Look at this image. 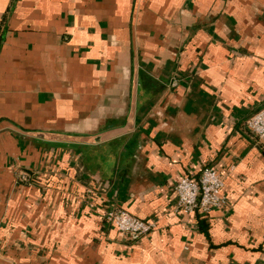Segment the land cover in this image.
I'll return each instance as SVG.
<instances>
[{
    "label": "crops",
    "instance_id": "obj_1",
    "mask_svg": "<svg viewBox=\"0 0 264 264\" xmlns=\"http://www.w3.org/2000/svg\"><path fill=\"white\" fill-rule=\"evenodd\" d=\"M263 108L264 0H0V264H264Z\"/></svg>",
    "mask_w": 264,
    "mask_h": 264
},
{
    "label": "built area",
    "instance_id": "obj_2",
    "mask_svg": "<svg viewBox=\"0 0 264 264\" xmlns=\"http://www.w3.org/2000/svg\"><path fill=\"white\" fill-rule=\"evenodd\" d=\"M175 85L177 83L172 82L170 86ZM246 126L264 151V108L250 117ZM16 177L18 182L25 185L30 186L35 182V177L27 173L18 172ZM223 187V177L211 167H205L197 179L183 177L174 189L177 196L175 211L193 215L196 211L206 214L213 209L222 208L225 205ZM104 219L117 229L119 235L133 241L148 235L157 225L154 220L139 219L121 208L105 210Z\"/></svg>",
    "mask_w": 264,
    "mask_h": 264
}]
</instances>
